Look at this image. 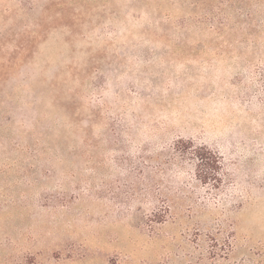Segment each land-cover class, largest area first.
<instances>
[{"label": "rangeland", "instance_id": "rangeland-1", "mask_svg": "<svg viewBox=\"0 0 264 264\" xmlns=\"http://www.w3.org/2000/svg\"><path fill=\"white\" fill-rule=\"evenodd\" d=\"M221 2L0 0V264H264V0Z\"/></svg>", "mask_w": 264, "mask_h": 264}, {"label": "trees", "instance_id": "trees-1", "mask_svg": "<svg viewBox=\"0 0 264 264\" xmlns=\"http://www.w3.org/2000/svg\"><path fill=\"white\" fill-rule=\"evenodd\" d=\"M221 11L223 13L222 22H219L220 27L216 30L222 31L225 27H228V22L231 20L229 13L235 12L237 20L250 22L253 26V22H256L255 17V0H222L220 3ZM185 153L190 160L195 162V176L197 180L206 186H212L214 189H220L224 182V167L221 158L205 147H194L192 144L185 148Z\"/></svg>", "mask_w": 264, "mask_h": 264}]
</instances>
